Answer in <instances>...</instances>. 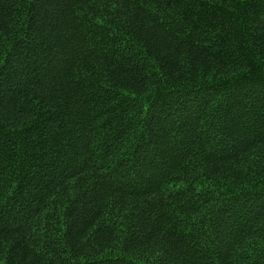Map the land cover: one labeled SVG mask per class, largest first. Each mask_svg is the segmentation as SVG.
I'll list each match as a JSON object with an SVG mask.
<instances>
[{"label":"trees","instance_id":"obj_1","mask_svg":"<svg viewBox=\"0 0 264 264\" xmlns=\"http://www.w3.org/2000/svg\"><path fill=\"white\" fill-rule=\"evenodd\" d=\"M0 264H264V0H0Z\"/></svg>","mask_w":264,"mask_h":264}]
</instances>
